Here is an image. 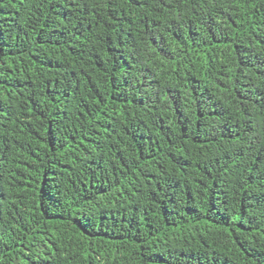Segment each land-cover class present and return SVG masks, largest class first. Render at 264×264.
<instances>
[{
    "label": "trees",
    "instance_id": "obj_1",
    "mask_svg": "<svg viewBox=\"0 0 264 264\" xmlns=\"http://www.w3.org/2000/svg\"><path fill=\"white\" fill-rule=\"evenodd\" d=\"M0 264H264V0H0Z\"/></svg>",
    "mask_w": 264,
    "mask_h": 264
}]
</instances>
